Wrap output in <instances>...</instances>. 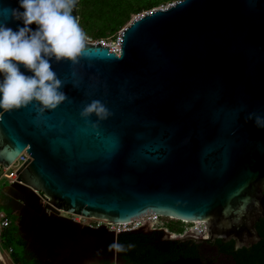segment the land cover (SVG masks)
<instances>
[{"label": "water", "instance_id": "95a60500", "mask_svg": "<svg viewBox=\"0 0 264 264\" xmlns=\"http://www.w3.org/2000/svg\"><path fill=\"white\" fill-rule=\"evenodd\" d=\"M79 4L73 14L80 24ZM16 7L17 0H0V23L15 29L20 21L9 9ZM120 48L87 43L76 62L53 60L66 96L55 109H0V164L30 156L17 172L24 184L5 190L28 249L48 264L90 257L84 250L107 229L90 231L58 209L115 224L151 214L205 223V232L180 236L150 222L118 234L163 231L164 240L197 245L231 233L237 248L250 247L237 237L245 225L257 244L264 0H182L133 19ZM93 100L107 108L106 118L80 116ZM208 257L207 264H226Z\"/></svg>", "mask_w": 264, "mask_h": 264}, {"label": "clouds", "instance_id": "9594fccd", "mask_svg": "<svg viewBox=\"0 0 264 264\" xmlns=\"http://www.w3.org/2000/svg\"><path fill=\"white\" fill-rule=\"evenodd\" d=\"M9 9L14 29L0 23V109L10 110L35 104L43 113L55 109L66 98L63 81L53 68V60H71L85 49L88 39L74 15L78 0H17ZM35 24V27L32 25ZM95 113L100 119L108 110L99 100L86 104L80 116L87 120ZM260 125L259 120L257 121ZM115 253L134 247L119 240L109 244Z\"/></svg>", "mask_w": 264, "mask_h": 264}, {"label": "trees", "instance_id": "16d2710c", "mask_svg": "<svg viewBox=\"0 0 264 264\" xmlns=\"http://www.w3.org/2000/svg\"><path fill=\"white\" fill-rule=\"evenodd\" d=\"M99 0H80L79 15L81 24L90 23L92 16L96 13ZM108 6H112L108 4ZM155 5H148L138 9V13L155 9ZM113 16H109L110 23H115V11L117 7H112ZM116 29V28H115ZM104 34V33H102ZM9 216V215H7ZM12 226L5 234L4 245L6 248H14L13 259L16 264H40L35 256L26 249V242L20 237L18 227ZM264 222V221H263ZM180 223V222H179ZM171 233L183 234L185 231L179 230L172 225ZM179 230V232H175ZM264 239V232L261 233ZM165 233L163 231H138L126 232L120 234L116 240L127 246L133 244L134 247L125 252L117 253L119 260L123 264H207L213 262L207 260L201 246L194 242L167 241L164 240ZM17 250L20 251L21 257H18ZM113 250H109L110 254ZM225 254L234 260L235 264H264V240L252 248L235 249L234 244H230L225 250ZM110 259L104 261V264H110Z\"/></svg>", "mask_w": 264, "mask_h": 264}, {"label": "built area", "instance_id": "2783aa9c", "mask_svg": "<svg viewBox=\"0 0 264 264\" xmlns=\"http://www.w3.org/2000/svg\"><path fill=\"white\" fill-rule=\"evenodd\" d=\"M164 9V8H162ZM88 44L97 45L101 44L106 47H109L112 52H115L117 54L121 53L120 43H121V37L119 38L118 42H107L106 40L101 41H94L92 38L87 36ZM30 159V156L25 151L12 165L9 166V168L3 166L0 164V197L3 194L4 190H6L8 187L16 185V184H24L17 180L18 174L17 172L25 165V163ZM37 195L40 197L41 202L45 206H53L51 203H49L45 198H43L41 195L43 192H36ZM48 213H52L50 210H47ZM60 214V216L66 217V218H72L77 223L88 226L91 228H100L104 227L108 231L115 233V235L118 237V234L123 231H131L134 229H139L140 227L144 226L148 222L151 223L152 230H166L165 227L160 226L161 220L164 217L158 216V215H147L140 219L134 220L131 223L127 224H115L113 222H106V221H100L96 218H85L83 216L74 215L69 212L63 211L61 209L57 210ZM169 219V218H168ZM12 226V220L9 216L3 215L0 213V264H5V259L8 257L11 261V264H16L13 259L14 254V248H6L4 245L5 242V234ZM201 231L205 232V228H201ZM6 256H5V255ZM112 264H118L117 263V253H115L114 260Z\"/></svg>", "mask_w": 264, "mask_h": 264}, {"label": "rangeland", "instance_id": "374dc122", "mask_svg": "<svg viewBox=\"0 0 264 264\" xmlns=\"http://www.w3.org/2000/svg\"><path fill=\"white\" fill-rule=\"evenodd\" d=\"M182 0H99V3L97 4L96 13L91 18L90 23L87 25L81 24V28L86 33V36H89L94 41H101L106 40L107 42H118L119 38L121 37V34L123 33L124 29L131 23V21L135 18H137L139 15L146 14L148 12L161 9V8H167L177 2H180ZM108 4H111L112 6H108ZM155 5L156 8L152 9L150 11H143L141 14H139L138 9L142 8L144 6L148 5ZM112 7H117V11H115L116 21L115 23H110L109 16H113L114 12L112 11ZM81 21V20H80ZM116 28V29H115ZM104 33V34H102ZM168 218H163L161 220L160 226L166 228V232L171 233V228H169V225H172L176 228H179V230L185 231L183 234L193 230H200L204 224L200 223H189V222H180ZM200 224V229H199ZM179 230H176L175 232H179ZM175 234V233H174ZM180 236V234H176ZM207 236V234H206ZM5 255V254H4ZM18 257H21V253L19 250H17ZM6 256V255H5ZM5 264H11L10 259L5 262ZM25 264H28L27 262ZM92 264H99L97 262H94Z\"/></svg>", "mask_w": 264, "mask_h": 264}, {"label": "flooded vegetation", "instance_id": "af4514ba", "mask_svg": "<svg viewBox=\"0 0 264 264\" xmlns=\"http://www.w3.org/2000/svg\"><path fill=\"white\" fill-rule=\"evenodd\" d=\"M0 213L3 215H6V216L7 215L11 216L13 218V222H14L13 227H15V226L18 227L19 218H18V215L16 213H14L13 200L7 195V191L5 192V190L0 197ZM263 221H264V219L259 221L255 226V228L257 229L258 235L260 236V239H261L257 244H259L260 242H262L264 240L263 236L261 235V233L264 232V222ZM74 222H76V221H74ZM77 224H79V223H77ZM203 224H204V228H205L206 225H205V223H203ZM79 225H81V224H79ZM81 226L89 229L90 231H96V230L103 229V227H100L97 229L94 227L91 228V227L84 226V225H81ZM244 226H243V228H241L240 232H237V235H238L237 237L240 238L241 243L245 244L247 242V245H249L250 247H243V248L249 249V248L254 247L257 244H255L253 246L250 244V241H253V239L255 237H253L250 234L245 235L246 234V228H244ZM202 228H203V226H202ZM100 233H101V235H100L101 239H100L99 243L90 244V245H88L86 250H84L85 253L90 254V257H85L83 264H92L94 262H97L99 264H104V261L105 260L107 261V259H110V262H111L110 264H112L114 257H115V251L113 250L110 254L108 246L110 243H112L114 240L117 239V236L115 235V233L110 232L108 230H107V232L101 231ZM233 235L234 234H231V233L230 234L220 233V237H218L215 242L201 244L200 245L201 250L204 252L206 258H209L208 256H210L212 259L218 260L219 262H221L222 259H224L226 264H229V262H232L233 264H235L234 260L225 254V250L229 247L230 244L233 243L235 249L237 248L238 242L235 241ZM219 238H223V239H219ZM243 248H237V250H240ZM26 249L29 253H31L35 256V258L40 262V264H48V263H43L32 252V250L28 249L27 246H26ZM57 264H60V263H57ZM212 264H216V263L214 262Z\"/></svg>", "mask_w": 264, "mask_h": 264}, {"label": "bare ground", "instance_id": "6f19581e", "mask_svg": "<svg viewBox=\"0 0 264 264\" xmlns=\"http://www.w3.org/2000/svg\"><path fill=\"white\" fill-rule=\"evenodd\" d=\"M185 222L187 223V222H189V221H185ZM189 223H197V222H189ZM198 223L201 224V222H198ZM200 224H199V229H200V227H201ZM204 234H205V233H204Z\"/></svg>", "mask_w": 264, "mask_h": 264}, {"label": "crops", "instance_id": "0c3cea01", "mask_svg": "<svg viewBox=\"0 0 264 264\" xmlns=\"http://www.w3.org/2000/svg\"><path fill=\"white\" fill-rule=\"evenodd\" d=\"M7 260H9V258H8V257L5 259V262H6Z\"/></svg>", "mask_w": 264, "mask_h": 264}]
</instances>
